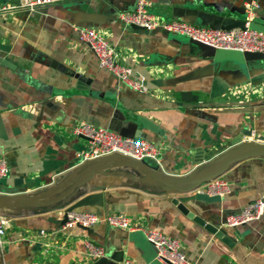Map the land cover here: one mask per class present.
<instances>
[{
	"label": "crops",
	"instance_id": "0c3cea01",
	"mask_svg": "<svg viewBox=\"0 0 264 264\" xmlns=\"http://www.w3.org/2000/svg\"><path fill=\"white\" fill-rule=\"evenodd\" d=\"M249 1L153 0L147 10L166 21L198 25L192 16L177 18L174 12L245 20ZM254 2L249 27L264 32V0ZM15 3L0 0V5ZM135 5L136 0H82L0 16V59L13 66L0 65V157L7 167L0 196L62 193L75 171L103 169L78 196L100 195L101 206L80 211L100 217L122 214L141 228L176 239L188 264H264V213L234 228L224 225L227 217L264 196V158L231 166L220 177L229 191L211 203L186 199L194 193L164 190L118 157L86 163L77 159L86 144L72 135L78 123L112 131L136 125L142 139L159 149V170L174 177L201 170L218 156L204 161L208 155L232 148L236 139H264V64L216 61L202 56L185 37L125 26L118 16L133 12ZM74 28L101 33L147 92L133 91L99 68ZM180 199L187 200L183 205L194 216L224 230L231 245L181 214L172 204ZM64 208L0 209V216L10 219L0 264H120L124 259L131 264H160L143 232L105 225L89 232L62 227L57 212ZM86 240L104 249L103 261L87 256Z\"/></svg>",
	"mask_w": 264,
	"mask_h": 264
},
{
	"label": "built area",
	"instance_id": "2783aa9c",
	"mask_svg": "<svg viewBox=\"0 0 264 264\" xmlns=\"http://www.w3.org/2000/svg\"><path fill=\"white\" fill-rule=\"evenodd\" d=\"M82 0H16L13 5H0V16L10 15L15 11L36 12L44 7ZM153 0H136L133 12L119 14L120 21L128 27H139L148 32L161 30L168 35L185 37L199 42L215 50H230L237 52L258 53L264 55V32L253 30L249 24L253 18L252 9L256 7L254 0L244 6L245 23L243 29L214 30L209 27L198 26L187 20H163L148 12ZM168 1V0H163ZM79 43L85 45L94 55L99 68L109 72L119 83L133 91L146 93L147 88L138 80L133 70L119 62V52L105 37L93 28H74ZM72 135L85 141V147L77 154L80 163L96 160L101 157L118 154L136 161H152L159 166V149L153 144L138 138H125L117 132L95 128L87 123H78L74 126ZM257 140L259 143L261 142ZM7 175V167L0 157V182ZM229 191V184L220 177L201 185L196 189L200 194L210 197H221ZM264 213V196L255 199L246 205L239 214L226 218L225 226L234 228L248 222L258 220ZM57 215L63 217L64 209ZM99 225L124 231H141L148 244L155 250V260L160 264H188L182 253L178 240L150 229L141 228L130 218L119 214L100 217L90 212L73 211L66 214L64 227L92 229ZM10 219L0 216V247L3 244ZM87 256L93 260L104 258V249L91 242L84 241ZM120 264H131L124 259Z\"/></svg>",
	"mask_w": 264,
	"mask_h": 264
},
{
	"label": "water",
	"instance_id": "95a60500",
	"mask_svg": "<svg viewBox=\"0 0 264 264\" xmlns=\"http://www.w3.org/2000/svg\"><path fill=\"white\" fill-rule=\"evenodd\" d=\"M135 10V9H134ZM133 10V11H134ZM199 21V26L209 27L214 30H232V29H243L245 20H234L230 18H224L218 15H209L198 11L191 10H177L174 12V17L182 18L189 17ZM192 24H195L194 21H188ZM134 30H143L142 28L132 26ZM189 40V39H188ZM191 41L196 45L202 56L206 58H213L216 61H226L231 60L236 62L239 65L247 66L253 62H259L264 64V55L258 53H248V52H238L233 53L232 55H221L218 53V50H215L209 46L201 44L196 41ZM0 65L12 68L13 66L5 61L0 59ZM120 136L125 138H138L142 139V134L137 130V126L129 123L125 126H121L115 130ZM261 142H241L239 139H236L231 142L230 147L227 150L222 148L219 151H215L208 155L205 160H208L213 155L218 156L189 176L186 177H174L166 175L161 172L156 165V167L150 166L146 161H136L131 158H127L122 155L113 154L105 157H118L123 161L124 166L129 168L138 169L144 173V180L151 179L157 183L161 188L167 191H171L177 194H192L193 196L186 198L187 200H196L204 203L218 202L219 197L217 196H208L206 194H200L196 192V189L201 185L210 182L218 177H221L231 166L234 164L254 157L264 158V139L260 140ZM223 150V151H222ZM222 151V152H221ZM220 153V154H219ZM104 158V157H101ZM99 158V159H101ZM93 161V160H92ZM90 162V161H88ZM86 163V162H85ZM103 169L96 170L95 168H90L83 171H75L73 176L69 179L67 184V189L62 193L58 191H49L44 192L43 194L35 196H25L21 194L14 195H1L0 196V209H17V208H42V207H64V215L62 220L58 224L62 227L66 224V214L73 211H80L83 208L101 206L99 200L100 195L90 194L78 198L80 196V189L85 185L95 174L102 173ZM59 193V194H58ZM57 197L52 198L57 195ZM187 200H173L172 204L176 206L177 210L192 219L196 224L201 227H204L209 233L214 235L216 238L220 239L226 245H231V238L227 237L224 230L213 227L212 225L206 224L202 219L197 216H194L190 213L185 207L184 202ZM62 210V209H60ZM77 228L89 232L88 228L77 226ZM104 258L98 259L97 263L103 261Z\"/></svg>",
	"mask_w": 264,
	"mask_h": 264
}]
</instances>
